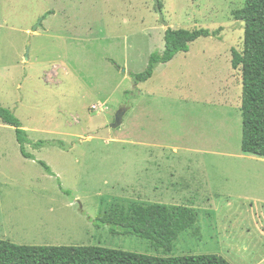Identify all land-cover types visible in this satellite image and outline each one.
<instances>
[{
	"label": "rangeland",
	"instance_id": "obj_1",
	"mask_svg": "<svg viewBox=\"0 0 264 264\" xmlns=\"http://www.w3.org/2000/svg\"><path fill=\"white\" fill-rule=\"evenodd\" d=\"M244 4L160 0L169 28L218 36L136 87L132 75L165 47L154 0H0V103L21 121L34 158L0 121V240L264 264V158L241 150L242 69L232 67V50L244 49L235 17ZM155 203L198 214L171 253L96 222Z\"/></svg>",
	"mask_w": 264,
	"mask_h": 264
},
{
	"label": "trees",
	"instance_id": "obj_2",
	"mask_svg": "<svg viewBox=\"0 0 264 264\" xmlns=\"http://www.w3.org/2000/svg\"><path fill=\"white\" fill-rule=\"evenodd\" d=\"M237 20L244 22V49L232 50L233 69H242V143L245 154L264 158V0H245L244 7L235 12ZM219 31V30H218ZM209 29L168 28L162 53H154L148 68L132 75L134 84L150 80L157 66L171 62L179 53H188L190 46L200 38L218 36ZM0 121L15 130L22 155L31 143L21 121L0 103ZM46 142H38L42 147ZM50 174V166L39 161ZM195 206V203L192 204ZM198 214L191 208H170L161 203L150 206L132 205L127 211L114 208L96 219L99 227H109L115 236L132 235L152 242L157 250L171 253L179 235L197 223ZM0 264H231L217 254L185 255L172 257L149 256L121 249L100 246H29L0 240Z\"/></svg>",
	"mask_w": 264,
	"mask_h": 264
},
{
	"label": "water",
	"instance_id": "obj_3",
	"mask_svg": "<svg viewBox=\"0 0 264 264\" xmlns=\"http://www.w3.org/2000/svg\"><path fill=\"white\" fill-rule=\"evenodd\" d=\"M154 3H155V8H156V11L159 17V22L163 24V26H165L166 28H169V24L165 21L164 15L161 10L160 0H154ZM40 26H41V22L33 29V32H36ZM127 111L128 109L126 107H123L117 112L115 121L111 126L113 129H117L123 125L124 117Z\"/></svg>",
	"mask_w": 264,
	"mask_h": 264
}]
</instances>
